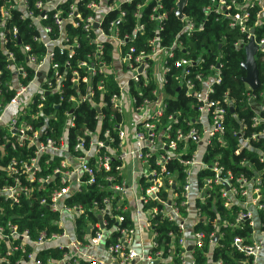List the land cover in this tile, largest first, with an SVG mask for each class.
<instances>
[{"label":"built area","instance_id":"obj_1","mask_svg":"<svg viewBox=\"0 0 264 264\" xmlns=\"http://www.w3.org/2000/svg\"><path fill=\"white\" fill-rule=\"evenodd\" d=\"M79 1L0 0L13 76L0 69V199L27 198L55 215L35 234L0 224V264H172L176 246L178 264H198L194 249L205 245L207 264H222L214 249L233 228L236 250L264 264V0H209L198 17L183 11L168 43L161 0ZM131 4L137 23L128 32ZM16 12L37 47L9 26ZM214 26L215 52L203 38ZM15 38L25 62L9 47ZM251 43L256 88L244 69ZM230 50L245 54L241 103L221 88ZM81 106L93 122L79 123ZM158 218L179 232L168 233V256Z\"/></svg>","mask_w":264,"mask_h":264},{"label":"trees","instance_id":"obj_2","mask_svg":"<svg viewBox=\"0 0 264 264\" xmlns=\"http://www.w3.org/2000/svg\"><path fill=\"white\" fill-rule=\"evenodd\" d=\"M29 2V5L33 6L36 2V0H27ZM83 1H79V7L83 8ZM209 0H188L184 11L187 14L192 15L193 17H198L200 14L201 7L207 3ZM154 2V1H153ZM151 2L147 8L143 9L139 19H146V16L150 12V8L152 3ZM163 4L162 11L166 12L168 15V18L165 20V22H161V24L164 26V35H165V41L169 42L175 36V34L180 30L181 27V21L178 15L176 14L177 10V3L176 0H161ZM126 20L125 24H123V27H125V30L128 32H132L133 28L135 27L137 23V19L135 18L134 13L136 12V4L126 5ZM146 23V22H145ZM155 21H147L146 24L150 26V30L152 31L155 29ZM9 26H17L19 30V36L20 40L22 41V44H31L33 47H37V43L34 42L33 36L36 34V31L33 27L30 26L29 20H23L18 17L17 12L13 16L11 22H9ZM78 34H81L78 32ZM221 31L217 28V26L211 27L207 30L205 34H203L204 38V45L207 49H211L212 51H217L220 47V37H221ZM19 40L15 38L12 43L9 44V47L11 49H14L17 55L19 56L20 61L25 62V58L23 57V54L21 52V45L18 44ZM20 43V42H19ZM198 45V44H197ZM84 48L88 49L87 43H84ZM245 58V54L242 51H232L230 50V53L226 56V67H225V82L223 83L221 88H230L236 98L237 103H241V91L243 90V83L240 79V75L243 73V70L240 68V63ZM0 69L3 70V76L6 79H9L12 76V73L7 70V61L6 57L2 51V43H1V35H0ZM77 112H79V123H88L93 122V111L89 110L86 106H81L79 110L77 109ZM228 114L230 115V112L228 111ZM1 161V160H0ZM5 162V161H2ZM0 176H4V172L0 170ZM0 206L3 208V211L0 212V224H6L8 221H11L13 223L19 224L21 229L29 228L33 234H35L38 230L43 229L47 227L49 221L53 218H55V215L49 214L46 210L39 208L36 206L34 201H30L27 198L22 199L19 206L15 205L12 206L8 202H5L4 200L0 199ZM44 212V215L42 213ZM231 213V212H230ZM228 210H223L222 215L226 216L228 215ZM221 216L222 218H225ZM158 221V230L160 233V247L165 248V256H168L170 252L168 249L170 246L168 245L170 242V239L168 237V233L171 230H174L177 233V230L175 229V226L167 221L163 220L161 218L157 219ZM82 221L79 220V226L81 227ZM197 228H201V226H198ZM59 229L57 226H54V231H58ZM236 234H239V232L233 228L231 229H225L224 236L221 239V247H217L214 250V256L213 259L216 261L218 259H222V264H251L250 259L246 258L245 255L239 251L236 250L235 246H233L232 241ZM180 252V247L176 246L175 248V254L173 257V263L178 264L180 261V257L178 256V253ZM205 252H208V247L205 245L203 248H195L194 249V257L198 264H207V257L205 255ZM172 263V264H173ZM7 264V263H3Z\"/></svg>","mask_w":264,"mask_h":264},{"label":"water","instance_id":"obj_3","mask_svg":"<svg viewBox=\"0 0 264 264\" xmlns=\"http://www.w3.org/2000/svg\"><path fill=\"white\" fill-rule=\"evenodd\" d=\"M187 2L188 0H178L176 14L178 15L179 18L182 17ZM254 52H255V46L253 43H251L248 47L247 60H246V64L244 65V69L247 71L246 81L249 82L254 88H256L259 85V78H258V69L256 67L253 58ZM188 249L189 250L192 249V246L190 245Z\"/></svg>","mask_w":264,"mask_h":264},{"label":"crops","instance_id":"obj_4","mask_svg":"<svg viewBox=\"0 0 264 264\" xmlns=\"http://www.w3.org/2000/svg\"><path fill=\"white\" fill-rule=\"evenodd\" d=\"M137 264H143V263H137Z\"/></svg>","mask_w":264,"mask_h":264}]
</instances>
